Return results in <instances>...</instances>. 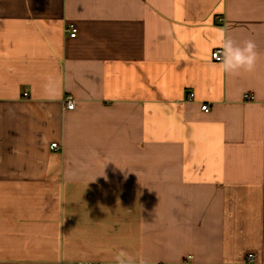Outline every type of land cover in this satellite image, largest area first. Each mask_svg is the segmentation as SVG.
<instances>
[{"label":"crops","instance_id":"1","mask_svg":"<svg viewBox=\"0 0 264 264\" xmlns=\"http://www.w3.org/2000/svg\"><path fill=\"white\" fill-rule=\"evenodd\" d=\"M219 29L253 71H221ZM121 249L264 264V0H0V264Z\"/></svg>","mask_w":264,"mask_h":264},{"label":"clouds","instance_id":"2","mask_svg":"<svg viewBox=\"0 0 264 264\" xmlns=\"http://www.w3.org/2000/svg\"><path fill=\"white\" fill-rule=\"evenodd\" d=\"M220 51L213 54V58L219 62V67L226 74L238 75L241 71L251 72L255 69L260 53L254 40H246L243 46L229 39L224 29H219ZM106 178V177H105ZM117 264H135L133 257L121 249L115 257ZM139 264H146L141 259Z\"/></svg>","mask_w":264,"mask_h":264},{"label":"built area","instance_id":"3","mask_svg":"<svg viewBox=\"0 0 264 264\" xmlns=\"http://www.w3.org/2000/svg\"><path fill=\"white\" fill-rule=\"evenodd\" d=\"M222 19L223 18H220V20H222ZM66 32H68L71 37H75L77 35V31H76L75 28H67ZM218 51H220V49H217V50H215L212 53V58H213V54L218 52ZM213 60H215V59L213 58ZM215 61H217V60H215ZM194 96H195L194 93L191 92L189 94V99L192 100L194 98ZM244 98L246 100H253L254 99V97L252 95H249V94H245ZM75 108H76V100H75V98L73 96H71V95L66 96V98L64 100V109L74 110ZM202 110L209 111L210 110L209 105L207 103L203 104L202 105ZM58 146L59 145L57 143H52V147L53 148L58 149ZM248 261L252 262V263H255L256 262V256L255 255H249L248 256ZM161 264H163V263H161Z\"/></svg>","mask_w":264,"mask_h":264}]
</instances>
